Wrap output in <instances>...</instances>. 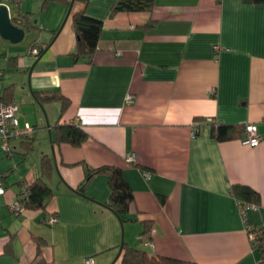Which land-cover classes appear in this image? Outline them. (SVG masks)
Segmentation results:
<instances>
[{
  "label": "crops",
  "instance_id": "0c3cea01",
  "mask_svg": "<svg viewBox=\"0 0 264 264\" xmlns=\"http://www.w3.org/2000/svg\"><path fill=\"white\" fill-rule=\"evenodd\" d=\"M116 2L19 0L36 27L25 44L0 34L2 92L19 104L20 124L36 122L32 144L12 138L11 154L0 138V264H33L38 254V264H129L125 246L198 264H258L246 229L264 222V3L155 0L151 11L111 15ZM79 11L103 21L91 62L75 55ZM36 91H58L70 104L39 103ZM56 123L79 125L88 138L58 144ZM212 124H255L261 139L219 142ZM86 166L123 169L134 194L127 214L109 209L107 174L77 191ZM40 177L52 189L46 209L15 213ZM235 184L260 194L258 209L241 212ZM143 220L152 245L141 239Z\"/></svg>",
  "mask_w": 264,
  "mask_h": 264
},
{
  "label": "trees",
  "instance_id": "16d2710c",
  "mask_svg": "<svg viewBox=\"0 0 264 264\" xmlns=\"http://www.w3.org/2000/svg\"><path fill=\"white\" fill-rule=\"evenodd\" d=\"M2 1V0H0ZM11 1V13L13 22L23 28L26 32L33 30L36 26L33 24L30 16L26 13H22L19 8V0ZM51 0H44V4H47ZM254 3H264V0H250ZM155 0H117V2L111 8V15L121 11H151ZM74 29L77 37V59L81 58L88 62L92 61V58L98 48L101 33L103 30V21L98 18L89 16L85 11H79L73 14ZM152 21L147 23L146 26H150ZM37 47L35 44L32 49ZM37 55H41L42 49ZM39 103H45L50 101H60L62 103V111H64L70 104L67 97L59 93L58 91L45 94L42 91L35 92ZM1 99L3 102H12L11 99L6 98L4 93L1 92ZM34 129V128H33ZM245 125H233V124H212L211 136L216 141L223 142L232 140L242 135L244 137ZM54 141L58 144L69 143L73 146H80L87 138V132L79 125L67 123H56L54 126ZM36 129L29 135L23 134V141L27 144H32V140L35 138ZM31 148V146H29ZM131 164L136 165L135 162ZM51 162L45 157L42 161V173L45 176H49L51 173ZM86 176L80 182L77 187V191L83 193L87 184L94 175L107 174L111 186V199L108 204L109 209L114 211L117 215L121 216L127 214L130 210L131 204L134 200L133 190L127 181L124 171L120 167L103 166L98 168H91L86 166ZM29 195L23 200L24 207L28 209H46V206L52 195V189L49 184L42 178L36 179L32 184L28 186ZM233 194L237 197L240 203H250L260 206V194L251 189L248 186L235 184L232 187ZM22 193V192H21ZM21 195V194H20ZM149 220H143L144 230L143 233H149L152 227L148 223ZM258 227L260 233L259 240L253 245L260 251V262L264 263V222ZM39 257V254H38ZM36 258L33 264L42 262ZM122 262L129 264H198L194 261H184L173 257L166 256H154L148 255L146 251L125 246L122 252Z\"/></svg>",
  "mask_w": 264,
  "mask_h": 264
},
{
  "label": "built area",
  "instance_id": "2783aa9c",
  "mask_svg": "<svg viewBox=\"0 0 264 264\" xmlns=\"http://www.w3.org/2000/svg\"><path fill=\"white\" fill-rule=\"evenodd\" d=\"M39 51H40L39 47H34L32 49V53L34 56H37ZM1 78H2V71L0 70V82H1ZM1 92H2V88L0 84V138L3 142V147L5 151L7 152V154H11V148L9 146L10 139L19 137L20 135H23V134L29 135L30 133L33 132L34 129L33 127H31V125L28 122L24 124L23 130L19 129L20 128L19 104L16 101H12L9 103L3 102L1 99ZM132 99H133V96L127 97L128 102L132 101ZM196 129L197 128H195V131ZM244 135L245 136L243 138V142L245 144H248L252 147L257 146L259 144L261 137L258 133L257 125L246 124ZM127 161L130 163L134 162L135 161L134 156L129 155L127 157ZM145 176L149 178L150 174L147 172L145 173ZM5 192H6L5 187L3 185L2 179L0 178V195H4ZM28 195H29V189L28 187H26L23 189L21 195L19 196V200L17 201V203L11 206V209L15 213H19L24 208L23 200L26 199ZM248 207L254 208V209L259 208V206L250 204V203L240 204L241 212L244 213L245 209ZM46 221L49 224H53L58 221V217L55 215H52L49 218H47ZM257 230H258L257 226H248L246 229L249 239L253 245L259 240V237H260V233ZM150 236H152L151 231L147 233L146 235H142L141 239L145 241L147 245H152ZM88 263L91 264L92 261L88 260ZM258 264H264V263L260 262L259 260Z\"/></svg>",
  "mask_w": 264,
  "mask_h": 264
},
{
  "label": "water",
  "instance_id": "95a60500",
  "mask_svg": "<svg viewBox=\"0 0 264 264\" xmlns=\"http://www.w3.org/2000/svg\"><path fill=\"white\" fill-rule=\"evenodd\" d=\"M0 34L12 43L21 42L26 34L23 28L13 22L11 10L5 3H0Z\"/></svg>",
  "mask_w": 264,
  "mask_h": 264
},
{
  "label": "rangeland",
  "instance_id": "374dc122",
  "mask_svg": "<svg viewBox=\"0 0 264 264\" xmlns=\"http://www.w3.org/2000/svg\"><path fill=\"white\" fill-rule=\"evenodd\" d=\"M28 37H29V36H28V35H26V36H25V38L23 39V41H22L21 43H24V44H25V43H27V41H28ZM0 41H4V43H8V42H5V40H0ZM9 43H10V42H9ZM29 122H30L29 124L31 125V127H33V128H34V127H35V124H36V122H34V121H29ZM24 123H25V121H24V122H22V123L20 124V128H19L20 130H23ZM38 126H40V125H38Z\"/></svg>",
  "mask_w": 264,
  "mask_h": 264
}]
</instances>
